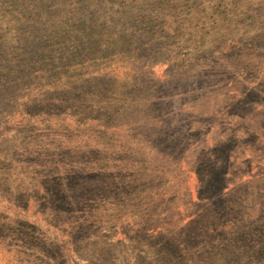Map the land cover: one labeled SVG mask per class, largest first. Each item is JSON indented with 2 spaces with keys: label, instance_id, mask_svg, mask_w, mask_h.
I'll use <instances>...</instances> for the list:
<instances>
[{
  "label": "rangeland",
  "instance_id": "rangeland-1",
  "mask_svg": "<svg viewBox=\"0 0 264 264\" xmlns=\"http://www.w3.org/2000/svg\"><path fill=\"white\" fill-rule=\"evenodd\" d=\"M0 264H264V0H0Z\"/></svg>",
  "mask_w": 264,
  "mask_h": 264
},
{
  "label": "trees",
  "instance_id": "trees-1",
  "mask_svg": "<svg viewBox=\"0 0 264 264\" xmlns=\"http://www.w3.org/2000/svg\"><path fill=\"white\" fill-rule=\"evenodd\" d=\"M16 1V4H17V6H19L20 5V0H15ZM78 54V53H77ZM63 57H77V55H76V51L75 50H71V51H69V52H66L65 54H64V56ZM46 60L48 59V58H45ZM65 59V58H64ZM66 60V59H65ZM66 62H67V60H66ZM68 63H69V66H68ZM73 64H74V62H72ZM54 65H56V64H52L51 65V69H53V68H57V69H59L60 70V66H54ZM70 67H72V64H71V62H67V64L66 63H62V68H61V71H65V70H67L68 68L70 69ZM44 69H46V68H44ZM61 75H62V73H61ZM65 91V90H64ZM66 93H67V95H70L67 91H65Z\"/></svg>",
  "mask_w": 264,
  "mask_h": 264
}]
</instances>
